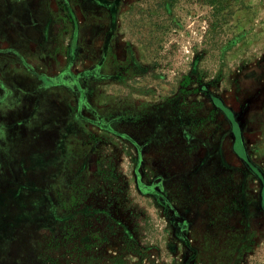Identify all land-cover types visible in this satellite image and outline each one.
I'll list each match as a JSON object with an SVG mask.
<instances>
[{
	"label": "rangeland",
	"instance_id": "374dc122",
	"mask_svg": "<svg viewBox=\"0 0 264 264\" xmlns=\"http://www.w3.org/2000/svg\"><path fill=\"white\" fill-rule=\"evenodd\" d=\"M4 26L0 264H264V0H0Z\"/></svg>",
	"mask_w": 264,
	"mask_h": 264
},
{
	"label": "crops",
	"instance_id": "0c3cea01",
	"mask_svg": "<svg viewBox=\"0 0 264 264\" xmlns=\"http://www.w3.org/2000/svg\"><path fill=\"white\" fill-rule=\"evenodd\" d=\"M4 31L2 33H0V49L1 50H5L8 47H11L10 42L8 40V36L9 34L12 32V29L9 26H4ZM18 30H15L14 32H16L17 36L19 37V34L17 33ZM20 38V37H19ZM2 53H5L2 51ZM12 53H14L12 51ZM4 100L3 98H0V101Z\"/></svg>",
	"mask_w": 264,
	"mask_h": 264
}]
</instances>
